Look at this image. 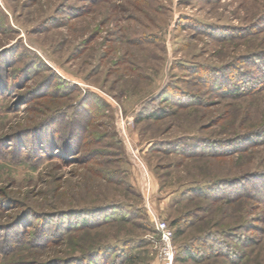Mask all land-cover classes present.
<instances>
[{
	"label": "rangeland",
	"instance_id": "rangeland-1",
	"mask_svg": "<svg viewBox=\"0 0 264 264\" xmlns=\"http://www.w3.org/2000/svg\"><path fill=\"white\" fill-rule=\"evenodd\" d=\"M263 67L264 0H0V264H264Z\"/></svg>",
	"mask_w": 264,
	"mask_h": 264
},
{
	"label": "built area",
	"instance_id": "built-area-1",
	"mask_svg": "<svg viewBox=\"0 0 264 264\" xmlns=\"http://www.w3.org/2000/svg\"><path fill=\"white\" fill-rule=\"evenodd\" d=\"M156 227L163 244L161 250V260L164 264H172L175 256V250L173 247V231L166 221L156 222Z\"/></svg>",
	"mask_w": 264,
	"mask_h": 264
},
{
	"label": "trees",
	"instance_id": "trees-1",
	"mask_svg": "<svg viewBox=\"0 0 264 264\" xmlns=\"http://www.w3.org/2000/svg\"><path fill=\"white\" fill-rule=\"evenodd\" d=\"M263 68H264V67H263ZM260 83H262V82H260ZM260 83H259V84H260ZM231 88H232V87H231ZM231 88H230V89H231ZM243 89H244V88H243ZM232 91H233V92L235 91V92L239 93V92H241V89H240L239 87H237V88L232 89L231 92H232Z\"/></svg>",
	"mask_w": 264,
	"mask_h": 264
}]
</instances>
